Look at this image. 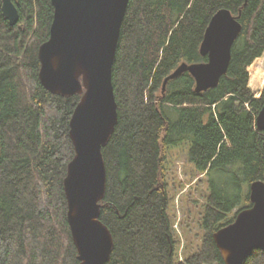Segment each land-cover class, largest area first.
Wrapping results in <instances>:
<instances>
[{"label":"trees","instance_id":"16d2710c","mask_svg":"<svg viewBox=\"0 0 264 264\" xmlns=\"http://www.w3.org/2000/svg\"><path fill=\"white\" fill-rule=\"evenodd\" d=\"M13 2L20 16L10 24L0 0V264H79L64 181L82 94L52 92L40 78L52 0ZM221 8L243 26L228 71L207 90L197 91L189 71L163 90L181 63L208 61L201 43ZM263 53L264 0H129L112 71L119 119L103 147L100 219L114 240L106 264H226L214 234L252 206L248 189L264 181V131L256 124L264 87L252 90L262 86ZM181 145L209 182L202 243L183 260L166 166L168 150ZM243 264H264V250Z\"/></svg>","mask_w":264,"mask_h":264},{"label":"water","instance_id":"95a60500","mask_svg":"<svg viewBox=\"0 0 264 264\" xmlns=\"http://www.w3.org/2000/svg\"><path fill=\"white\" fill-rule=\"evenodd\" d=\"M10 24L19 20L13 0H2ZM54 19L50 38L39 50L40 78L52 92L82 94L70 121L75 157L68 166L65 191L69 222L79 252V264H106L113 250L110 229L102 222L107 169L103 147L118 123V104L112 79L122 23L129 0H52ZM240 15L227 8L211 18L201 43L206 62L181 63L167 82L189 71L197 91L218 85L228 71L232 48L242 31ZM264 131V104L256 118ZM252 206L240 210L235 220L214 234L226 264H243L254 249L264 250V181L250 185Z\"/></svg>","mask_w":264,"mask_h":264},{"label":"rangeland","instance_id":"374dc122","mask_svg":"<svg viewBox=\"0 0 264 264\" xmlns=\"http://www.w3.org/2000/svg\"><path fill=\"white\" fill-rule=\"evenodd\" d=\"M262 57H264V53L259 58V61ZM263 87L264 77L262 86L252 90L257 93ZM187 150V145L169 149L166 164L168 169V192L170 195L169 214L177 238V259L179 260H183L201 246L204 236L201 220L209 195L208 177L197 172L194 164L188 159ZM248 191H250V187Z\"/></svg>","mask_w":264,"mask_h":264},{"label":"crops","instance_id":"0c3cea01","mask_svg":"<svg viewBox=\"0 0 264 264\" xmlns=\"http://www.w3.org/2000/svg\"><path fill=\"white\" fill-rule=\"evenodd\" d=\"M261 89H262V88H261ZM258 92H259V91H258ZM258 92H257V93H258Z\"/></svg>","mask_w":264,"mask_h":264}]
</instances>
